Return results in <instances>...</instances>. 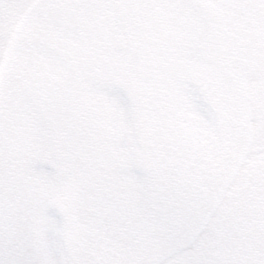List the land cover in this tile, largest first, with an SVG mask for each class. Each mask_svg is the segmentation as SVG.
I'll return each instance as SVG.
<instances>
[{
    "label": "trees",
    "instance_id": "trees-1",
    "mask_svg": "<svg viewBox=\"0 0 264 264\" xmlns=\"http://www.w3.org/2000/svg\"><path fill=\"white\" fill-rule=\"evenodd\" d=\"M88 1L0 0L2 49ZM120 6L139 44L123 72L10 198L0 184V264H264V0Z\"/></svg>",
    "mask_w": 264,
    "mask_h": 264
},
{
    "label": "rangeland",
    "instance_id": "rangeland-1",
    "mask_svg": "<svg viewBox=\"0 0 264 264\" xmlns=\"http://www.w3.org/2000/svg\"><path fill=\"white\" fill-rule=\"evenodd\" d=\"M122 1L94 0L70 6L65 17L50 12L37 32L32 31L35 40L30 45H23L21 36L2 49L0 40V76L6 78L5 83L0 78V103L7 104L0 111L4 123L0 148L6 144L14 150L0 173L5 198L12 196L19 172L28 175L31 165H43L75 123L87 118L88 109L95 107L87 101L95 89L102 88L107 73L123 72L121 65L139 44L131 36L135 28L111 19L122 15ZM40 8L44 6L39 4ZM21 19L28 20L29 14L25 12ZM28 24L32 27V20Z\"/></svg>",
    "mask_w": 264,
    "mask_h": 264
},
{
    "label": "flooded vegetation",
    "instance_id": "flooded-vegetation-1",
    "mask_svg": "<svg viewBox=\"0 0 264 264\" xmlns=\"http://www.w3.org/2000/svg\"><path fill=\"white\" fill-rule=\"evenodd\" d=\"M107 80V75H106V79H105V81Z\"/></svg>",
    "mask_w": 264,
    "mask_h": 264
}]
</instances>
